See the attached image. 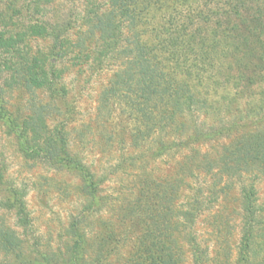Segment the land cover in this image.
I'll list each match as a JSON object with an SVG mask.
<instances>
[{
  "label": "trees",
  "instance_id": "trees-1",
  "mask_svg": "<svg viewBox=\"0 0 264 264\" xmlns=\"http://www.w3.org/2000/svg\"><path fill=\"white\" fill-rule=\"evenodd\" d=\"M56 3L69 7L49 21ZM38 40L46 50L32 49ZM69 62L110 72L99 114L119 112L130 149L145 153L135 195L119 204L94 256L88 219L107 199L70 141L58 69ZM0 125L20 154L74 174L86 198L64 253L27 254L0 225V264H106L131 237L123 264H264V0H0ZM163 160L168 171L157 175ZM8 193L3 206L28 226L23 196ZM116 223L130 227L116 232Z\"/></svg>",
  "mask_w": 264,
  "mask_h": 264
},
{
  "label": "rangeland",
  "instance_id": "rangeland-1",
  "mask_svg": "<svg viewBox=\"0 0 264 264\" xmlns=\"http://www.w3.org/2000/svg\"><path fill=\"white\" fill-rule=\"evenodd\" d=\"M67 7L69 6L60 3L49 6L47 20L55 21L53 18L63 15ZM30 46L33 50H46L47 42L38 40L31 42ZM58 69H62L64 73L62 81L67 92L66 101L71 118L67 130L71 134L72 148L83 154L88 166L104 180L100 195L107 199V207L104 206L99 213L92 214L86 228L87 252L94 256L97 238L106 236L110 224L120 215L119 204L124 198H132L135 195V185L140 179V170L137 168L145 164V153L130 149L128 135L126 133L123 136L121 128L126 126V122L124 118L121 120L119 112H116L111 120L106 115L102 117L99 114L98 97L110 77V72H91L87 67H70V62L68 65L59 66ZM25 98L28 96L25 95ZM120 135L124 137L121 144ZM131 156H140L142 162L132 167L130 162H122ZM164 161L154 163L157 175L168 171L169 166H164ZM0 169L4 172L3 184L0 185V225L4 224L24 239V251L28 252L27 254L35 247L47 253L58 254L57 250L64 253L65 245L70 241L67 235L68 226L86 202V198L79 192L80 180L74 174L56 171L20 154L15 141L1 125ZM10 187L23 196L29 220L26 227L18 225L14 209L3 206L10 197ZM257 188L261 202L264 200V183L260 182ZM238 222L237 220L236 223ZM129 227V223L126 226L116 223L115 229L116 232H124ZM133 231L137 232L134 229ZM132 239L131 237L126 240L123 246L118 244L105 263L123 264L124 259L130 256ZM237 239L236 233L233 242ZM6 259L0 253V262Z\"/></svg>",
  "mask_w": 264,
  "mask_h": 264
}]
</instances>
